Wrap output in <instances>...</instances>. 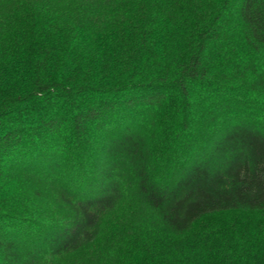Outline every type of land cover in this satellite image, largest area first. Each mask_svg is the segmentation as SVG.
<instances>
[{
  "label": "trees",
  "instance_id": "16d2710c",
  "mask_svg": "<svg viewBox=\"0 0 264 264\" xmlns=\"http://www.w3.org/2000/svg\"><path fill=\"white\" fill-rule=\"evenodd\" d=\"M248 56L264 0H0V264H264Z\"/></svg>",
  "mask_w": 264,
  "mask_h": 264
},
{
  "label": "rangeland",
  "instance_id": "374dc122",
  "mask_svg": "<svg viewBox=\"0 0 264 264\" xmlns=\"http://www.w3.org/2000/svg\"><path fill=\"white\" fill-rule=\"evenodd\" d=\"M215 5V4H214ZM210 10V9H209ZM206 13L208 12V11H205ZM209 13V12H208ZM209 15H211V16H207L206 17V20H210V18L212 17V14H211V12L209 13ZM235 17V16H234ZM233 27L229 30V32H228V36H227V39L225 40L224 39V41H222V43L221 44H218V47H216V49H213V51H214V55L213 56H211L210 58H212V59H214L215 61H216V56L218 55V53L219 52H221V51H229V49L231 48L230 46H228V44L236 37V30L234 29V32H235V35H234V32H233ZM219 43V42H218ZM232 53V52H231ZM218 57V56H217ZM245 58H247V59H249V60H252L253 62H255V60H256V65H257V68L260 70V71H262V72H264V64H262V61H264V58L263 59H261V58H256L255 57V59H251L250 58V56H248V57H245ZM261 60V61H260ZM254 97V98H253ZM252 98H251V100L250 101H252L253 102V100H255L253 103L252 102H249V103H251V112H254L253 114H255V113H258V114H260L261 115V113H262V118H264V111H262V110H264V107H262V105L264 106V93L263 94H260L259 96H253ZM258 101V102H257ZM258 103L260 104V106H259V108H258ZM256 116H258V115H256ZM260 122L263 124L264 123V119L262 120V119H260ZM137 218L135 217V216H132V217H134L135 219H136V223L135 224H138V223H143V222H141L142 221V219H143V221H144V225H146V223L148 224V225H150V224H152V225H155V221H154V218L152 217V215L151 214H149V215H147L146 214V212L145 211H143L142 212V214L141 213H137ZM145 216L146 217H148V219H147V221L145 222ZM138 220V221H137ZM221 221H223V222H221ZM229 221L230 222H228V223H233V224H235V226L238 228V226H237V224H239V223H244V218H241L240 216H235V217H230L229 218ZM106 224H109V225H111L112 224V222H110L109 221V219H106L105 220V225ZM227 224V221H225L222 217H216V223H213L212 225H214V227L213 228H210V229H212V230H214V229H217L218 230V227H222V226H225ZM241 232H242V230L243 229H240V228H238ZM67 262V261H66ZM61 263H63V262H61Z\"/></svg>",
  "mask_w": 264,
  "mask_h": 264
}]
</instances>
